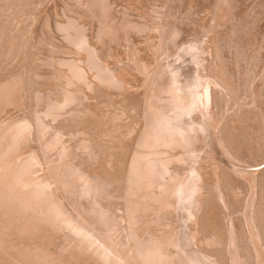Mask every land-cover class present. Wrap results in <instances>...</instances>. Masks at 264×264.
<instances>
[{
  "label": "rangeland",
  "instance_id": "rangeland-1",
  "mask_svg": "<svg viewBox=\"0 0 264 264\" xmlns=\"http://www.w3.org/2000/svg\"><path fill=\"white\" fill-rule=\"evenodd\" d=\"M3 1L0 264H264V0H107L117 89L59 68L58 34L36 45L55 17L93 34L83 0Z\"/></svg>",
  "mask_w": 264,
  "mask_h": 264
},
{
  "label": "bare ground",
  "instance_id": "bare-ground-1",
  "mask_svg": "<svg viewBox=\"0 0 264 264\" xmlns=\"http://www.w3.org/2000/svg\"><path fill=\"white\" fill-rule=\"evenodd\" d=\"M3 0H1V2H2ZM6 0H4L3 1V4H5V5H3L2 3H1V8L2 7H7V4H8V1L10 2V0H7V2L6 3H4ZM21 1V0H20ZM75 1H77V0H75ZM78 1H81L82 2V0H78ZM107 0H83V4L88 8V9H90L92 12H93V14H94V16H95V19H96V28H95V31H94V33L93 34H89L88 32H87V30L85 29V28H83V26H81V25H77V21H79L80 19H78L77 20V18H76V22H74V20H73V18L72 19H67V20H64L65 22L67 21V23L69 24H66V25H63L64 24V22H63V24L60 22H58L57 20H56V18L57 17H55V18H53V19H51V22H50V26H51V29L50 30H48V29H44V31L41 29V30H39L38 29V33L36 34V45L37 46H44V44H45V41H46V39H48L49 37H50V39L52 40L55 36H57V34L59 35V38H57V39H59L58 41H61V42H69V43H71L73 46H74V48L76 49V52H74L73 53V51H72V58L70 57V59L67 57V54H66V57H67V59H65V57L64 58H62V56L61 57H59V59L61 58L62 60H59L58 58V60L59 61H57L58 62V64H57V66L59 67V68H61V69H64V70H66L67 71V73H68V75L69 76H72V77H75L80 83H84L85 82V80H86V78H90V77H92V75H94L93 77L100 83V84H102V85H106L107 87L108 86H110V87H112V88H115V89H117V87H118V85H121L118 81H115L114 79H113V76H112V71H114V70H111V71H109L110 69H108V68H106V67H104L103 66V62H102V58L100 57V50L98 49V48H100L98 45H100L101 44V40L102 39H109V40H107V41H110V43L111 44H117V45H121V42H120V39H121V36H120V32H122V28L120 27V25H119V23H121V21L123 20V19H125L126 17H122V20H120V18H118V19H114L115 17H114V15H115V12H113V13H110L109 11H107L106 10V8H105V6H104V4H106L105 2H106ZM231 1V0H230ZM12 2V1H11ZM10 2V3H11ZM108 2V1H107ZM229 2V1H228ZM9 3V4H10ZM8 4V5H9ZM110 4V3H109ZM230 4V3H229ZM113 8V7H112ZM106 10V11H105ZM109 10H112V9H109ZM117 10V9H116ZM109 12V13H108ZM72 14V13H71ZM117 14V13H116ZM66 15H67V13H66ZM69 15V14H68ZM67 15V16H68ZM62 17H63V15H61ZM70 16V15H69ZM73 16V15H72ZM71 16V17H72ZM116 16V15H115ZM118 16V15H117ZM129 16V15H128ZM74 17H76V16H74ZM64 18V17H63ZM58 19V18H57ZM113 19V20H112ZM131 16H130V18L128 17V20H126L129 24L132 22L131 20ZM130 20V21H129ZM82 21V20H81ZM80 21V22H81ZM135 21V20H134ZM83 22V21H82ZM122 22H125V20L124 21H122ZM127 22L122 26V27H124V26H127ZM134 23V22H133ZM133 23H131V25L133 24ZM80 24H82V23H80ZM122 24V23H121ZM135 24L136 25H138V23L137 22H135ZM135 24H133V26L132 27H134L135 26ZM131 25L129 26V27H131ZM46 26V25H45ZM127 28V27H126ZM125 27H124V29H126ZM19 29V28H18ZM129 29V28H128ZM133 29H135V28H133ZM93 31V30H92ZM125 31V30H124ZM124 31H123V33H124ZM120 33V34H119ZM61 34H63V36H61ZM20 36V35H19ZM49 36V37H48ZM45 37H47L45 40H44V38ZM4 38V37H3ZM19 39V38H18ZM57 39H55V40H57ZM251 39V38H250ZM49 40V39H48ZM243 40V39H242ZM7 41V40H6ZM54 40H52V42H53ZM123 41V40H122ZM250 41V40H249ZM55 42V41H54ZM7 43V42H6ZM19 43V42H18ZM57 43V42H56ZM107 43V42H106ZM109 43V42H108ZM123 44V43H122ZM46 45V44H45ZM7 49V48H6ZM36 51V50H35ZM68 52V51H67ZM71 52V51H70ZM63 53H65V52H63ZM8 54H10V53H8ZM7 55V54H6ZM16 55V54H15ZM70 56V55H69ZM103 57V56H102ZM104 58H106L105 57V55H104ZM63 59H65V60H63ZM56 60V59H55ZM49 62V61H48ZM42 64H45V61H44V59L42 60V62H41ZM56 63V62H55ZM107 63V62H106ZM108 64V63H107ZM41 65V64H40ZM50 65V64H49ZM31 66V65H30ZM56 66V65H55ZM112 69V68H111ZM113 69H114V67H113ZM43 70V69H42ZM45 71V70H44ZM48 71V70H47ZM153 72H154V70H152ZM42 72V71H41ZM59 72V71H58ZM60 73V72H59ZM31 74V73H30ZM40 74V73H39ZM165 74V73H164ZM41 76H42V74H40ZM59 76V75H58ZM150 77V76H149ZM1 78V77H0ZM10 78V77H9ZM13 78V77H12ZM17 78V77H16ZM40 78H42V77H40ZM168 79V78H167ZM30 80V79H29ZM153 80V79H152ZM6 81V80H5ZM15 82V81H14ZM18 82V81H17ZM116 82H117V84H116ZM123 83V82H122ZM6 84V83H5ZM89 84V83H88ZM98 84V83H97ZM155 84V83H154ZM18 85V84H17ZM63 85V84H62ZM95 85V84H94ZM123 85V84H122ZM147 85V84H146ZM76 86H79V85H76ZM75 86V87H76ZM4 87V86H3ZM8 87V86H7ZM13 87V86H12ZM17 87V86H16ZM63 87L64 86H62V89H63ZM81 87V86H80ZM122 87V86H121ZM125 87V86H124ZM155 87V86H154ZM74 88V87H73ZM94 88V87H93ZM106 88V87H105ZM152 88V87H151ZM12 89V88H11ZM10 89V90H11ZM75 89V88H74ZM15 90V89H14ZM107 90H108V88H107ZM120 90H121V88H120ZM8 91V90H7ZM63 91V90H62ZM73 91V90H72ZM119 91V90H118ZM122 91H124V90H122ZM65 92V91H64ZM74 92V91H73ZM75 93V92H74ZM62 94H64V93H62ZM61 94V95H62ZM143 94V93H142ZM161 94V93H160ZM165 95V94H164ZM79 95H77V97H78ZM150 96V95H149ZM152 96V95H151ZM62 97V96H61ZM63 97H65L64 98V100H65V102L66 103H72V102H74L75 101V95L73 94V93H65V95H63ZM85 98V97H84ZM136 98V97H135ZM150 98V97H149ZM154 98V97H153ZM152 98V99H153ZM78 99V98H77ZM86 99V98H85ZM137 99V98H136ZM156 99V98H155ZM158 99V98H157ZM160 99V98H159ZM84 100V99H83ZM101 100V99H100ZM134 100V99H133ZM132 100V101H133ZM141 100H142V98H141ZM146 100V99H145ZM161 100V99H160ZM160 100H157V101H160ZM58 101V100H57ZM78 101V100H77ZM80 101V100H79ZM139 102V101H138ZM142 102V101H141ZM153 102H154V105H156L155 103V100H153ZM153 102H150L151 104L153 103ZM136 103V102H135ZM49 104V103H48ZM59 104V103H58ZM78 104V103H77ZM137 104V103H136ZM75 105V104H74ZM73 105V106H74ZM129 105V104H128ZM137 105H139V103L137 104ZM137 105H136V107H137ZM142 105V104H141ZM153 105V104H152ZM160 105V104H159ZM159 105H156V106H159ZM68 106V105H67ZM49 107H50V105H49ZM54 107H55V105H54ZM162 107H164V105H161V107L159 106V108L158 109H162ZM61 108V107H60ZM91 108V107H90ZM151 108H153V107H151ZM82 109V108H81ZM97 109V108H96ZM105 109V108H104ZM137 109V108H136ZM135 109V110H136ZM150 109V108H149ZM157 109V110H158ZM57 109H55V111H56ZM64 111H65V109H63ZM87 110V109H86ZM93 110V109H92ZM114 110V109H113ZM141 110V106H140V108H139V111ZM155 110V109H154ZM85 111V110H84ZM89 111V110H88ZM88 111H87V113H88ZM90 111H91V109H90ZM107 111V110H106ZM153 111V110H152ZM152 111H150V113L152 112ZM156 111V110H155ZM160 111H162L163 112V110H160ZM52 112V111H51ZM57 112V111H56ZM63 112V111H62ZM66 112V111H65ZM64 112V113H65ZM75 112V111H74ZM94 112V111H93ZM97 112V111H96ZM109 112V111H108ZM113 112V111H112ZM111 112V113H112ZM154 112V111H153ZM63 113V114H64ZM73 113V112H72ZM95 113V112H94ZM114 113V112H113ZM119 112H116V115L118 114ZM148 113V112H147ZM78 114H80V113H78ZM86 112L84 113V114H81V115H83V116H85L86 117ZM106 114V113H105ZM124 114V113H123ZM137 114V113H136ZM145 114V113H144ZM162 114V113H161ZM52 115V114H51ZM58 115V114H57ZM80 115V116H81ZM89 115H90V113H89ZM98 115H100V113L98 114L97 113V116ZM102 115V114H101ZM110 115L111 114H109L108 116H107V119H104L102 116H100L101 117V119L103 118L104 120H108V118H111L110 117ZM112 115L113 116V118H111V119H113V120H111V119H109L110 120V122L112 121H114L115 122V119H117V116H120L121 117V114L120 115ZM141 115H142V113H141ZM153 115V114H152ZM151 115V116H152ZM156 115V114H155ZM154 115V116H155ZM72 116V115H71ZM73 116L74 117H77L76 115H75V113L73 114ZM79 116V117H80ZM83 116H81L82 118H83ZM88 116V115H87ZM95 116H96V114H95ZM153 116V117H154ZM162 116V115H161ZM51 117V116H50ZM78 117V118H79ZM80 117V118H81ZM100 117H98V119L100 118ZM116 117V118H115ZM139 117V116H138ZM156 117V119H157V115L155 116ZM32 118V117H31ZM143 118V117H142ZM142 118H140V119H142ZM158 118H160V115L158 116ZM95 119H97V118H95ZM103 119H102V122H103ZM121 119V118H120ZM134 119V118H133ZM154 119V118H153ZM154 120V122L155 121H157V120ZM162 119H163V117H162ZM83 120V119H82ZM87 120V119H86ZM152 120V119H151ZM150 120V121H151ZM165 120V119H164ZM64 121V120H63ZM88 121V120H87ZM90 121H92V120H90ZM98 121V120H97ZM119 121V120H118ZM120 121H122V120H120ZM132 121V120H131ZM131 121H130V123H131ZM147 121H148V118H147ZM153 121V120H152ZM152 121H151V125H152ZM160 121V120H159ZM163 121V120H162ZM97 123L96 121H93V123H91V125L93 124H95V123ZM99 122H100V120H99ZM107 122V121H106ZM133 123H132V125L134 124V121H132ZM138 123V121H135V123ZM143 122V119H142V121L139 123V126H140V124ZM161 122V121H160ZM86 123V122H85ZM89 123V122H88ZM101 123V122H100ZM148 123H149V121H148ZM156 123H158V121L156 122ZM155 123V124H156ZM102 124H104V123H102ZM114 124H116V122L114 123ZM123 123H120L119 124V127H121V128H125V127H122L123 125H122ZM125 124V123H124ZM143 124V123H142ZM141 124V125H142ZM166 124V123H165ZM66 125V124H65ZM79 125V124H78ZM90 125V124H89ZM93 125H92V129H90V130H93L94 128H93ZM101 125V124H100ZM121 125V126H120ZM126 125V124H125ZM124 125V126H125ZM136 125V124H135ZM144 125V124H143ZM70 126V125H69ZM86 126V125H85ZM96 126V125H95ZM97 126H98V123H97ZM96 126V127H97ZM116 126V125H115ZM127 126L129 127V123H127ZM126 126V127H127ZM131 126V125H130ZM137 127V129L135 128V126L133 127L134 129H136L135 130V134H136V132L138 133V129L140 130V127ZM154 126V125H153ZM156 127H157V125H155ZM159 126V125H158ZM163 126V125H162ZM89 127V128H90ZM100 127V126H99ZM148 127H149V125H148ZM151 127V126H150ZM150 127H149V130H150ZM87 128V127H86ZM88 128V129H89ZM98 128V127H97ZM106 128H108L107 126H106ZM117 128H118V126H117ZM130 128V127H129ZM168 128V127H167ZM158 130L160 129V127H158L157 128ZM7 130V129H6ZM59 130V129H58ZM127 130V129H126ZM125 130V131H126ZM128 130H130V129H128ZM148 130V129H147ZM161 130H162V128H161ZM160 130V131H161ZM168 130V129H167ZM159 131V132H160ZM34 132V131H33ZM87 132V131H86ZM91 132V131H90ZM103 132V131H102ZM131 132H132V127H131ZM152 132V131H151ZM162 132V131H161ZM5 133V132H4ZM93 133V132H92ZM91 133V134H92ZM168 133V132H167ZM90 134V135H91ZM94 134V133H93ZM150 134V133H149ZM153 134V133H152ZM137 135H139V134H137ZM141 135H142V133H141ZM14 136V135H13ZM121 136V135H120ZM125 136H127V135H125ZM129 136V135H128ZM134 136V138L136 137L135 135H133ZM132 136V137H133ZM159 136V135H158ZM131 137V136H130ZM143 137V136H142ZM94 138V137H93ZM137 138H139L138 136H137ZM137 138H135V139H137ZM159 138V137H158ZM14 139V138H13ZM156 139H157V137H156ZM95 140V139H94ZM126 140V139H125ZM139 140V139H138ZM176 140V139H175ZM132 142H133V140H131ZM130 141V142H131ZM161 141V140H160ZM131 142V145L132 144H134V143H132ZM126 143V142H125ZM155 143V142H154ZM156 143H157V141H156ZM160 143V142H159ZM20 144V143H19ZM128 144V143H127ZM127 144H123V147H127ZM130 144V143H129ZM120 145V144H119ZM122 145V144H121ZM120 145V147H121V149L123 148L122 146ZM130 145V147H132ZM135 145V144H134ZM154 145H156V144H154ZM161 145V144H160ZM89 146V145H88ZM92 146V145H91ZM129 146V145H128ZM87 147V146H86ZM116 147V146H115ZM117 147H119V146H117ZM110 148V147H109ZM114 148V147H113ZM124 148V149H125ZM127 148H129V147H127ZM123 149L124 150V152L125 153H121V152H118V154L119 153H121L122 155H125L126 153H127V151H129L128 149ZM133 148V151H134V146L132 147ZM137 148V147H136ZM146 148V147H145ZM151 148V147H150ZM157 148V147H156ZM110 149H112V148H110ZM110 149H109V151H110ZM116 149H120V148H116ZM130 149V148H129ZM11 150V149H10ZM92 150V149H91ZM96 150H98V149H96ZM107 150H108V148H107ZM123 150H122V152H123ZM127 150V151H126ZM136 150V149H135ZM158 150V149H157ZM182 150V149H181ZM94 151H95V149H94ZM106 151V150H105ZM118 151H120V150H118ZM131 151V150H130ZM129 151V152H130ZM154 151V150H153ZM163 151V150H162ZM91 152V151H90ZM115 152V151H114ZM128 152V153H129ZM164 152V151H163ZM178 152V151H177ZM97 153H99V152H97ZM103 153V152H102ZM108 153V152H107ZM106 153V154H107ZM127 153V154H128ZM134 153H136V152H134ZM104 154V153H103ZM116 154H117V152H116ZM118 154L117 155H115V156H118ZM120 154V156H122ZM131 154V153H130ZM91 155V154H90ZM133 155V154H132ZM175 155V154H174ZM110 156V155H109ZM109 156H107V157H109ZM126 156V155H125ZM2 157V156H1ZM91 157H94V156H91ZM151 157V156H150ZM95 158V157H94ZM113 158V157H112ZM115 158V157H114ZM113 158V160H115ZM119 158V157H118ZM128 158V157H127ZM149 158V157H148ZM102 159V158H101ZM107 159H109V158H107ZM124 159V158H123ZM123 159H121L120 158V161L122 160L123 161ZM129 159V158H128ZM144 159V158H143ZM158 159V158H157ZM160 159V158H159ZM93 160V159H92ZM112 160V161H113ZM126 160V159H125ZM124 160V161H125ZM162 160V159H161ZM186 160V159H185ZM188 160V159H187ZM98 161V160H97ZM104 161H106L105 160V158H104ZM108 161V160H107ZM116 161V160H115ZM121 161V162H122ZM123 161V162H124ZM144 161H145V159H144ZM127 162V161H126ZM155 162V161H154ZM102 163V162H101ZM110 163V162H109ZM108 163V164H109ZM157 163V162H156ZM187 163V162H186ZM152 164V163H151ZM24 165H25V163H24ZM89 165V164H88ZM80 166V165H79ZM105 166H106V164H105ZM111 166V165H110ZM150 166V165H149ZM22 167V166H21ZM102 167H104L103 166V164H102ZM118 167V166H117ZM156 167V166H155ZM154 167V168H155ZM106 169H107V167H105ZM109 168V167H108ZM119 168V167H118ZM26 169H28V168H26ZM103 169V168H102ZM110 169V168H109ZM156 169V168H155ZM163 169V168H162ZM12 170H13V168H12ZM22 170V169H21ZM125 170V169H124ZM157 170V169H156ZM158 170H160V169H158ZM181 170V169H180ZM16 171V170H15ZM20 171V170H19ZM28 172V171H27ZM11 173V172H10ZM107 173V172H106ZM157 173V172H156ZM2 174V173H1ZM149 174V173H148ZM15 175V174H14ZM82 175V174H81ZM101 175V174H100ZM105 175V174H104ZM18 176V175H17ZM88 176H91V175H88ZM126 177V176H125ZM14 178V177H13ZM20 178V177H19ZM110 178V177H109ZM128 178V177H127ZM104 180V179H103ZM41 181V180H40ZM22 182V181H21ZM2 183V182H1ZM17 184V183H16ZM111 184V183H110ZM118 184V183H117ZM122 184V183H121ZM124 184V183H123ZM128 185V184H127ZM125 186V185H124ZM131 186V185H130ZM16 187V186H15ZM21 187V186H20ZM115 187V186H114ZM9 188V187H8ZM5 189H6V187H5ZM131 189V188H130ZM1 190V189H0ZM11 191V190H10ZM232 192V191H231ZM30 193V192H29ZM135 194H136V192H135ZM139 194V193H138ZM6 196V195H5ZM34 196V195H33ZM36 197V196H35ZM54 197V196H53ZM139 198V197H138ZM146 198V197H145ZM136 200V199H135ZM46 205V204H45ZM85 208V207H84ZM51 209V208H50ZM53 210V209H52ZM114 211V210H113ZM49 212V211H48ZM52 212V211H51ZM58 215H59V213H58ZM146 218V217H145ZM2 226V225H1ZM41 229V228H40ZM5 234V233H4ZM95 243V242H94ZM134 243V242H133ZM89 245V244H88ZM93 246V245H92ZM29 255V254H28ZM31 256V255H30ZM25 257V256H24ZM27 258V257H26ZM44 258V257H43ZM32 259V258H31ZM29 260V259H28ZM41 260V259H40ZM44 260V259H43Z\"/></svg>",
  "mask_w": 264,
  "mask_h": 264
}]
</instances>
